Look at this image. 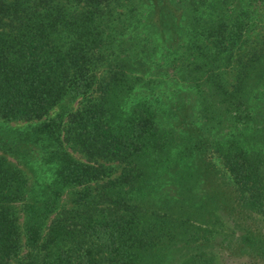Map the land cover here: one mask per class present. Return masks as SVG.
<instances>
[{
  "label": "trees",
  "instance_id": "obj_1",
  "mask_svg": "<svg viewBox=\"0 0 264 264\" xmlns=\"http://www.w3.org/2000/svg\"><path fill=\"white\" fill-rule=\"evenodd\" d=\"M264 264V0H0V264Z\"/></svg>",
  "mask_w": 264,
  "mask_h": 264
},
{
  "label": "rangeland",
  "instance_id": "obj_2",
  "mask_svg": "<svg viewBox=\"0 0 264 264\" xmlns=\"http://www.w3.org/2000/svg\"><path fill=\"white\" fill-rule=\"evenodd\" d=\"M219 253H220V256H219L220 264H245L244 260L242 259H237V258L232 259L228 257V255L223 251H219Z\"/></svg>",
  "mask_w": 264,
  "mask_h": 264
}]
</instances>
